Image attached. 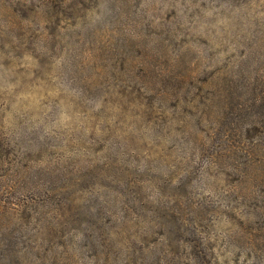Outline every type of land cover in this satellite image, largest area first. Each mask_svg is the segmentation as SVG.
Masks as SVG:
<instances>
[{
  "label": "rangeland",
  "instance_id": "374dc122",
  "mask_svg": "<svg viewBox=\"0 0 264 264\" xmlns=\"http://www.w3.org/2000/svg\"><path fill=\"white\" fill-rule=\"evenodd\" d=\"M0 264H264V0H0Z\"/></svg>",
  "mask_w": 264,
  "mask_h": 264
}]
</instances>
